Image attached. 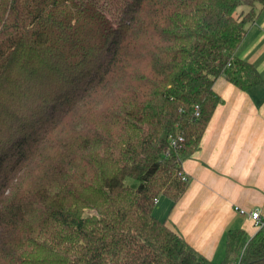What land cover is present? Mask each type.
I'll use <instances>...</instances> for the list:
<instances>
[{
  "label": "trees",
  "instance_id": "trees-1",
  "mask_svg": "<svg viewBox=\"0 0 264 264\" xmlns=\"http://www.w3.org/2000/svg\"><path fill=\"white\" fill-rule=\"evenodd\" d=\"M263 9L0 0V264H215L153 209L188 187L216 79L264 86L236 55ZM233 260L264 264V227L226 231L219 264Z\"/></svg>",
  "mask_w": 264,
  "mask_h": 264
},
{
  "label": "crops",
  "instance_id": "crops-1",
  "mask_svg": "<svg viewBox=\"0 0 264 264\" xmlns=\"http://www.w3.org/2000/svg\"><path fill=\"white\" fill-rule=\"evenodd\" d=\"M261 13L249 25L236 55L264 76ZM214 90L223 102L215 108L199 148L182 161L188 187L175 203L160 196L168 202L158 218L213 262L227 230L241 228L252 236L258 229L235 206L264 216V86L241 91L219 77Z\"/></svg>",
  "mask_w": 264,
  "mask_h": 264
},
{
  "label": "built area",
  "instance_id": "built-area-1",
  "mask_svg": "<svg viewBox=\"0 0 264 264\" xmlns=\"http://www.w3.org/2000/svg\"><path fill=\"white\" fill-rule=\"evenodd\" d=\"M197 108V106H195V109ZM182 141V137L181 136H176V137H172L170 138L169 141V146L172 148H176L179 146V142ZM165 154L167 155L168 152L166 151ZM183 179H186L185 176L182 175ZM234 210L239 213L242 216H246V218L250 219L254 225V227H257L258 229L261 227H264V216L260 214L259 211L257 210H246L244 208L235 206ZM237 262V261H236ZM234 264V263H232Z\"/></svg>",
  "mask_w": 264,
  "mask_h": 264
},
{
  "label": "rangeland",
  "instance_id": "rangeland-1",
  "mask_svg": "<svg viewBox=\"0 0 264 264\" xmlns=\"http://www.w3.org/2000/svg\"><path fill=\"white\" fill-rule=\"evenodd\" d=\"M264 12L261 13L260 17L262 16ZM251 24V23H250ZM247 25V29H246V33L248 31V28H249V25ZM129 182V181H128ZM167 199L165 198H159L157 203L155 204V207H154V215L157 217V218H162L163 217V214H164V211L166 210V206L165 204H167ZM223 257H224V247L223 245H221L218 249V252L216 253V256L214 258V263L215 264H219L221 263V261L223 260ZM237 260H233L230 264L234 263V264H237L236 262Z\"/></svg>",
  "mask_w": 264,
  "mask_h": 264
}]
</instances>
